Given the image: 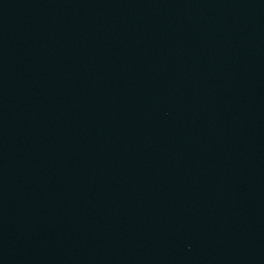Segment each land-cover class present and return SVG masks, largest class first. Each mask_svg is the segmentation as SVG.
<instances>
[{"label": "water", "instance_id": "1", "mask_svg": "<svg viewBox=\"0 0 264 264\" xmlns=\"http://www.w3.org/2000/svg\"><path fill=\"white\" fill-rule=\"evenodd\" d=\"M0 264H264V0H0Z\"/></svg>", "mask_w": 264, "mask_h": 264}]
</instances>
